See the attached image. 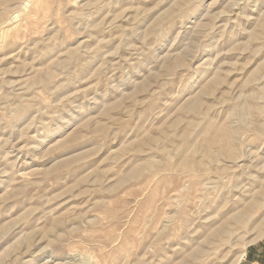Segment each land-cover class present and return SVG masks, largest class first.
Instances as JSON below:
<instances>
[{
	"label": "rangeland",
	"instance_id": "374dc122",
	"mask_svg": "<svg viewBox=\"0 0 264 264\" xmlns=\"http://www.w3.org/2000/svg\"><path fill=\"white\" fill-rule=\"evenodd\" d=\"M0 264H264V0H0Z\"/></svg>",
	"mask_w": 264,
	"mask_h": 264
}]
</instances>
